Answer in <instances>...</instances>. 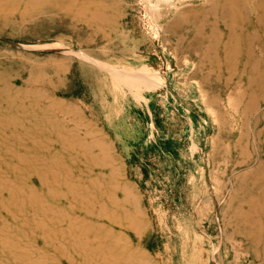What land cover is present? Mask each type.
<instances>
[{"label": "rangeland", "instance_id": "rangeland-1", "mask_svg": "<svg viewBox=\"0 0 264 264\" xmlns=\"http://www.w3.org/2000/svg\"><path fill=\"white\" fill-rule=\"evenodd\" d=\"M0 264H264V0H0Z\"/></svg>", "mask_w": 264, "mask_h": 264}]
</instances>
